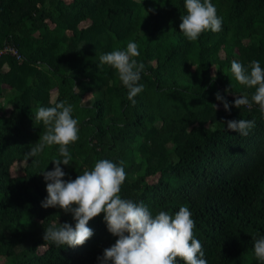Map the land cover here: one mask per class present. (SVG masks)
<instances>
[{"label": "trees", "instance_id": "trees-1", "mask_svg": "<svg viewBox=\"0 0 264 264\" xmlns=\"http://www.w3.org/2000/svg\"><path fill=\"white\" fill-rule=\"evenodd\" d=\"M211 2L222 31L189 42L179 29L185 0H0V48L12 44L22 54L0 56V264H100L118 239L101 214L83 246L44 240L52 224L75 227L72 214L41 206V173L63 159L59 146L27 155L45 131L35 113L52 101H67L79 121L72 161L61 164L65 180L100 159L123 161L121 197L153 216L187 207L208 264H262L253 237L264 236V113L254 103L234 106L255 89L230 69L233 60L249 71L253 60L264 68V0ZM129 41L144 64L135 105L115 69L100 63ZM238 119L255 121L248 136L226 130L224 121Z\"/></svg>", "mask_w": 264, "mask_h": 264}, {"label": "clouds", "instance_id": "clouds-1", "mask_svg": "<svg viewBox=\"0 0 264 264\" xmlns=\"http://www.w3.org/2000/svg\"><path fill=\"white\" fill-rule=\"evenodd\" d=\"M185 8L187 14L181 16L179 29L189 42L197 41L205 31H222L223 19L218 16L211 0H185ZM138 47L136 42L129 41L126 50H114L100 56L101 65L115 69L119 80L128 89L127 98L133 105L136 103L134 98L144 88L139 83L144 64L135 59L140 56ZM249 68L250 71L236 60L231 62L234 79L240 85L255 89L251 99L247 95L236 96L234 106L251 108L254 103L264 113V68L256 60ZM225 92L230 93L231 88ZM215 96L224 109L231 112L233 105L225 96L220 92ZM52 103L54 106H41L35 113V122H42L45 131L27 155L37 157L46 147L59 146L58 152L63 159L53 161L54 170L41 173L47 191L41 206L72 214L75 227L67 222L59 226L52 224L45 229L44 240L57 247L83 246L94 235L93 229L88 227L89 222L103 214L107 230L118 239L98 257L100 264H177V258L185 264H208L203 245L195 238V221L187 207H180L174 216L165 211L153 216L142 202L138 204L121 197L127 175L123 161L118 166L111 160L100 159L91 170H85L74 180L64 179L67 173L61 164L70 165L72 161L69 146L79 140V121L73 118V107L67 101ZM212 105L218 109V105ZM223 123L227 125V131L245 137L255 127L254 120H227ZM253 240L255 258L264 264V236L253 237Z\"/></svg>", "mask_w": 264, "mask_h": 264}, {"label": "built area", "instance_id": "built-area-1", "mask_svg": "<svg viewBox=\"0 0 264 264\" xmlns=\"http://www.w3.org/2000/svg\"><path fill=\"white\" fill-rule=\"evenodd\" d=\"M4 55H9L18 59L22 58V54L20 53L19 49L12 44H5L2 48H0V56Z\"/></svg>", "mask_w": 264, "mask_h": 264}, {"label": "rangeland", "instance_id": "rangeland-1", "mask_svg": "<svg viewBox=\"0 0 264 264\" xmlns=\"http://www.w3.org/2000/svg\"><path fill=\"white\" fill-rule=\"evenodd\" d=\"M53 94L56 96V92H53ZM24 164L23 162L20 164V167H22ZM1 262H3V259L0 260Z\"/></svg>", "mask_w": 264, "mask_h": 264}]
</instances>
